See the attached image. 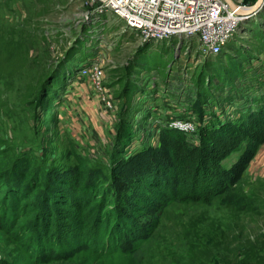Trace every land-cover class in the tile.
Masks as SVG:
<instances>
[{"label": "rangeland", "instance_id": "rangeland-1", "mask_svg": "<svg viewBox=\"0 0 264 264\" xmlns=\"http://www.w3.org/2000/svg\"><path fill=\"white\" fill-rule=\"evenodd\" d=\"M262 14L264 5L235 26L221 50L232 40L234 48L209 55L195 36L146 39L86 0H0V187L23 190L16 199L20 210L10 219L0 216V264H128L125 251L137 237L149 244L143 264H264V132L240 134L244 139L234 140L217 160L238 179L210 203L169 202L151 233L145 225L158 204L132 215L119 246L124 254L102 257L78 241L31 259L21 247L27 239L22 232L50 225L46 233L58 244L55 216L87 221L98 214L91 186L83 182L74 196L71 177L104 178L137 166L146 157L137 164L125 158L157 147L161 129H177L198 143L205 129L237 117V109L260 107L264 49L251 47L257 42L249 28L264 22ZM249 46L246 57L241 50L237 55L236 48ZM94 68L101 71L99 80ZM52 70L57 76L41 93L38 87ZM122 117L132 134L130 126L117 134ZM115 148L121 153L114 154ZM126 192L133 200L135 190ZM79 193L84 195L74 201ZM79 230L73 229L87 233Z\"/></svg>", "mask_w": 264, "mask_h": 264}, {"label": "trees", "instance_id": "trees-1", "mask_svg": "<svg viewBox=\"0 0 264 264\" xmlns=\"http://www.w3.org/2000/svg\"><path fill=\"white\" fill-rule=\"evenodd\" d=\"M261 17L263 21V14ZM242 21L247 22L246 19ZM242 21L240 23H243ZM253 25L256 26L255 24ZM249 32V36L256 38L255 41L257 42L252 44L251 47L254 46L255 49H264V22L257 29L249 28ZM242 35H244V31ZM232 41L230 44L227 43V49H222L218 55L224 53L223 51L228 52L234 48L235 42ZM240 50L243 52L244 57H246L252 49L250 46L248 48H236L237 55ZM227 57L231 65H233V62L236 60L232 59L230 54ZM216 70L218 71L217 68ZM56 76L57 74L56 72L54 73V70L51 73L49 72L42 79L38 87L39 91L43 93L42 91H45L50 86L48 80ZM237 111L238 115L233 120L228 117L224 124H219L218 127L215 125L209 130L205 129L201 135V142L199 141L197 143L195 141L185 140V133L177 129H161L160 142L157 147L142 149L133 153V155L131 153L129 157L125 158V162L133 163L137 158H141L142 156L146 157L143 162H137L139 166L134 162L137 166L134 165L135 167L133 168L130 166L128 169L122 171L116 168V173L115 170L109 171L106 174L104 173V176H106L104 178L90 176L87 179L86 175L88 174H78L75 178L71 177V179H74V187L69 186V191L73 190L74 196H77L75 189L81 186L83 182L91 186L92 189L89 195L95 194L98 198L96 204V213L98 214L94 215L93 218L89 217L87 221H81L79 217L75 221H73V217H69L67 221H60L58 216H55L60 224L58 225L55 222V228L58 229L57 231L59 233L52 237L58 241V244L57 242L56 244H52L48 233H46L47 230L52 228V225H50L49 228L42 227L40 231L33 232L26 230L22 232L24 233L22 237H26L27 235V239L23 241L21 247L25 249L31 259H37L39 257L41 259L43 254L48 253L51 249H56L57 245L67 247V245L79 241L82 245H92V249L104 255L102 257H106L114 255L116 251L123 252L119 246L123 231L128 230L127 225L130 223V217L132 215L138 217L141 215L140 213H144V210L151 209L154 205L158 204L159 210L151 214L149 224L145 225L147 231L150 230L149 232L151 233L154 227L158 225L161 209L165 208L169 202L210 203L216 195H220L226 189H232L234 181L238 179L237 175L233 174L230 169L221 167V165L219 166L217 160L232 147L234 140L244 139L243 136H239L240 134L254 135L255 133L262 134L264 132L263 101L260 107H252V109L250 108L246 112H242L239 109ZM118 123L119 129L117 134L123 133V130L130 126V123L123 117ZM219 123L221 122L219 121ZM129 129V132L132 134V127L130 126ZM135 133H137V130H135ZM117 145L119 144L117 143ZM126 147L127 142L123 144L120 150H125ZM120 150L115 148L114 154L115 152L121 153ZM147 151L149 152L147 153ZM133 170H137L135 175L128 174L129 172H135ZM109 173L110 175L108 176L107 174ZM111 173H114V175H111ZM0 179H3V177H0ZM2 187L4 188V186L1 185L0 187V216L6 220L10 219V217L12 218L16 211L20 210L21 207L16 202V199L19 198L20 191L23 190L9 189L8 191L4 190L5 192H1ZM13 187L16 186L14 185ZM129 188L135 190L133 200L124 197V194L127 193L126 191ZM27 193L25 191V194ZM83 195L79 193V196L74 201L80 200ZM63 198L60 194L56 199L60 201ZM17 224H20V222ZM76 227L80 228L79 231H86L90 234L86 233L79 236L78 232L73 231ZM65 228H68V234L65 232ZM59 230H64V233ZM150 236L147 237L149 238ZM148 246L149 244L145 245V241L140 240V237L134 238L133 247L127 250L128 252L125 251V261L128 264H143L146 261ZM192 247L198 250L200 254H205L206 252V250L199 249L197 246ZM120 254H124V252ZM2 260L10 262V260L3 258ZM190 263L198 264L193 261H190ZM201 263L216 264L213 261H203Z\"/></svg>", "mask_w": 264, "mask_h": 264}, {"label": "built area", "instance_id": "built-area-1", "mask_svg": "<svg viewBox=\"0 0 264 264\" xmlns=\"http://www.w3.org/2000/svg\"><path fill=\"white\" fill-rule=\"evenodd\" d=\"M86 3L100 12H110L123 21L125 28L146 39L195 36L203 53L209 55L220 52L242 21L223 0H86ZM89 66L84 65L81 72L85 73ZM94 69L99 80L101 71Z\"/></svg>", "mask_w": 264, "mask_h": 264}, {"label": "water", "instance_id": "water-1", "mask_svg": "<svg viewBox=\"0 0 264 264\" xmlns=\"http://www.w3.org/2000/svg\"><path fill=\"white\" fill-rule=\"evenodd\" d=\"M223 1L228 6L229 10L234 12L236 16L241 17L242 20L257 13L264 3L263 0H256L252 5H239L234 0Z\"/></svg>", "mask_w": 264, "mask_h": 264}, {"label": "bare ground", "instance_id": "bare-ground-1", "mask_svg": "<svg viewBox=\"0 0 264 264\" xmlns=\"http://www.w3.org/2000/svg\"><path fill=\"white\" fill-rule=\"evenodd\" d=\"M263 2H264V0H263ZM264 4V3H263ZM230 40V39H229Z\"/></svg>", "mask_w": 264, "mask_h": 264}, {"label": "crops", "instance_id": "crops-1", "mask_svg": "<svg viewBox=\"0 0 264 264\" xmlns=\"http://www.w3.org/2000/svg\"><path fill=\"white\" fill-rule=\"evenodd\" d=\"M116 112H118V110H116Z\"/></svg>", "mask_w": 264, "mask_h": 264}]
</instances>
